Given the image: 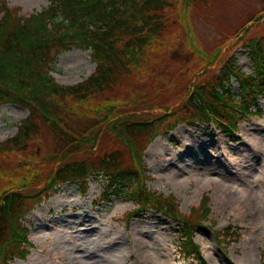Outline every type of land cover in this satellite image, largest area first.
<instances>
[{"label": "trees", "instance_id": "1", "mask_svg": "<svg viewBox=\"0 0 264 264\" xmlns=\"http://www.w3.org/2000/svg\"><path fill=\"white\" fill-rule=\"evenodd\" d=\"M48 1L40 13L24 18L6 0H0V106L16 103L28 110L17 134L0 146V154L24 151L38 139L45 145L38 146L32 169L17 176L22 180L20 184H3L0 177V191L5 189L0 192V264H8L12 257L24 258L27 253L26 230L20 218L44 196L42 192L26 196L38 179L47 181L45 188L38 191L47 192L66 182L85 187L90 178L99 175L106 180L104 201L126 199L137 207L126 215V220L153 210L181 222L178 253L183 259L194 258L200 263L192 231L201 228L209 215L207 203L199 216L196 210L188 217L180 216L170 197L146 189L141 151L156 135L182 123L194 126L212 122L232 135L239 120L253 114L251 108L257 107L259 98L264 96V36L239 39L250 51L252 73L240 71L234 59L223 61L214 72L207 68L225 42L242 31L246 36L247 24L262 19L264 0L260 10L241 22L237 30L226 32L228 37L216 48L199 50V65L203 58L208 63L202 67L201 75L208 77L191 82L181 103L170 113L159 115L136 111L157 105L163 108L162 97L177 95L180 91L173 87L180 89V81L185 79L182 68L168 79L163 74L165 68L150 58L171 28L178 29L174 5L222 30L225 22H220L224 14L218 9L219 0ZM73 48L90 51L95 68L82 82L62 87L49 73L59 54ZM137 69L145 70L148 79L138 83ZM232 79L238 85L236 93H232ZM134 84L136 87L130 91L135 93L131 97L126 93L127 100L116 102L123 90ZM67 100L74 101V106L104 100L109 109L106 112L102 107L93 114L99 106H91V112L86 114L68 115ZM168 108L169 105L163 109ZM220 233L225 243L234 236L229 229Z\"/></svg>", "mask_w": 264, "mask_h": 264}, {"label": "rangeland", "instance_id": "2", "mask_svg": "<svg viewBox=\"0 0 264 264\" xmlns=\"http://www.w3.org/2000/svg\"><path fill=\"white\" fill-rule=\"evenodd\" d=\"M7 2L24 16L39 13L48 5V0ZM262 5L261 0H219L218 9L224 14L220 22H225L222 30L193 17L184 7L177 9L174 5L173 16L179 22L178 29L171 28L155 47L156 54L150 53V58L165 68L163 74L168 79L177 68L183 69L185 79L180 81V89L173 87L180 91L177 95L162 97L163 108L169 105L166 111L157 105L139 109L136 113H170L190 90L191 82L208 77L201 75L202 67L208 63L203 58L199 65V50L216 48L228 36L226 32L237 30L240 23L258 12ZM247 30L246 36H241L244 41L264 34V14L258 22L250 23ZM239 39L225 42L213 64L206 68L214 72L223 61L234 56L241 71L252 72L248 51ZM89 53L72 49L59 54L52 67V77L61 85L82 81L94 69ZM136 71L138 83L148 79L145 70ZM231 84L235 93L238 85L235 81ZM134 87L136 84L123 90L116 102L127 100L126 93L131 97L135 91L130 90ZM74 103L67 100L66 114L83 115L91 112V106H99L93 114H98L102 107L106 112L109 109L104 100L76 106ZM256 108L262 117L250 116L242 120L237 132L231 136L232 140L212 125L201 124L193 128L180 125L167 135H159L142 149L145 151L143 175L147 190L170 197L177 206V213L184 217L193 210L199 216L207 203L209 215L201 223L204 229L192 231L193 243L200 246V263L183 260L177 255L181 224L151 210L125 221L124 214L133 209L132 202L116 198L101 202L106 180L97 176L85 188L79 184H63L51 197L38 191L47 183L43 177L30 187L32 192L26 196L42 192L44 196L41 195L40 200L45 194L49 198L39 206L36 201L35 209L22 219L32 248L24 261L12 259V264H264V96L259 98ZM26 116V111L16 104L0 107V143L15 134L16 125ZM39 145L45 147L38 139L24 151L0 154L3 184L22 182L17 176L32 169ZM203 194L205 196L201 198ZM30 200L34 201V198ZM62 203L63 207H59ZM228 229L234 236L221 245L222 237L217 239V232L221 234L219 231Z\"/></svg>", "mask_w": 264, "mask_h": 264}, {"label": "bare ground", "instance_id": "3", "mask_svg": "<svg viewBox=\"0 0 264 264\" xmlns=\"http://www.w3.org/2000/svg\"><path fill=\"white\" fill-rule=\"evenodd\" d=\"M245 182H247V181H245ZM63 205H64V203L60 204L59 207H63ZM98 245H99V244H98ZM91 253H93V252H91ZM85 258L90 259V258H93V257H85Z\"/></svg>", "mask_w": 264, "mask_h": 264}]
</instances>
